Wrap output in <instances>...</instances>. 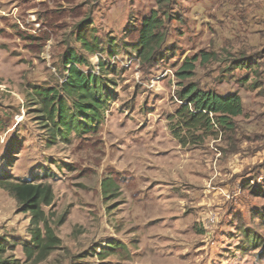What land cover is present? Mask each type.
I'll list each match as a JSON object with an SVG mask.
<instances>
[{"label": "rangeland", "instance_id": "1", "mask_svg": "<svg viewBox=\"0 0 264 264\" xmlns=\"http://www.w3.org/2000/svg\"><path fill=\"white\" fill-rule=\"evenodd\" d=\"M166 1L0 0V177L51 185L42 208L61 241L26 261L29 215L0 187V260L264 264V0ZM152 13L165 40L143 60L136 30ZM68 48L109 97L94 131L54 139L41 97L63 95ZM193 57L194 75L179 79ZM188 82L240 96L232 131L172 136Z\"/></svg>", "mask_w": 264, "mask_h": 264}, {"label": "trees", "instance_id": "2", "mask_svg": "<svg viewBox=\"0 0 264 264\" xmlns=\"http://www.w3.org/2000/svg\"><path fill=\"white\" fill-rule=\"evenodd\" d=\"M167 2L159 0V3ZM166 19L170 15L164 12ZM163 20L152 13L143 18L136 30V54L140 59L148 60L158 52L165 40V33L160 30ZM82 39L81 43L87 50H93L89 42ZM112 53V52H111ZM203 61L209 57L203 54ZM196 57L186 59L177 72L183 80L194 75ZM65 69L63 81L59 90L49 88L44 90L41 97L43 107H47L48 118L52 122V136L55 139L60 134L63 139L73 130L77 133L94 131L106 108L109 93L104 92L101 77L92 71L82 69L88 66V61L72 48H68L62 56ZM98 63V69H102ZM241 66L239 64L237 67ZM182 85V84H181ZM179 100L172 118L176 119L171 125V134L181 144L185 141L197 142L203 136L213 133H225L234 129V117L242 114L243 106L237 93L221 95L212 90H203L195 82H188L175 92ZM216 129V130H215ZM0 187L6 190L21 207L28 213L29 239L18 243L22 247L26 261L39 262L44 260L60 244L54 228L50 225L43 206L51 205L54 193L47 182L33 180H16L0 177ZM106 191V189H105ZM62 220H59L60 224ZM111 249H115L112 248ZM4 245L0 243V252ZM106 255V254H103ZM0 264H17L16 259L0 260Z\"/></svg>", "mask_w": 264, "mask_h": 264}, {"label": "built area", "instance_id": "3", "mask_svg": "<svg viewBox=\"0 0 264 264\" xmlns=\"http://www.w3.org/2000/svg\"><path fill=\"white\" fill-rule=\"evenodd\" d=\"M92 72H94L93 70H91Z\"/></svg>", "mask_w": 264, "mask_h": 264}]
</instances>
